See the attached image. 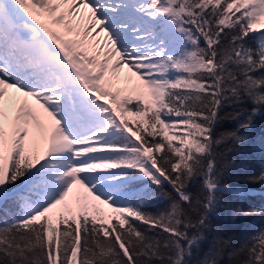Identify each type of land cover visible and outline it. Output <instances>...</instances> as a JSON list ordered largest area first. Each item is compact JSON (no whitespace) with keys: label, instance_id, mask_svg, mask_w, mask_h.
I'll list each match as a JSON object with an SVG mask.
<instances>
[{"label":"snow or ice","instance_id":"snow-or-ice-1","mask_svg":"<svg viewBox=\"0 0 264 264\" xmlns=\"http://www.w3.org/2000/svg\"><path fill=\"white\" fill-rule=\"evenodd\" d=\"M257 118L264 0H0V264H264V228L201 248Z\"/></svg>","mask_w":264,"mask_h":264},{"label":"trees","instance_id":"trees-1","mask_svg":"<svg viewBox=\"0 0 264 264\" xmlns=\"http://www.w3.org/2000/svg\"><path fill=\"white\" fill-rule=\"evenodd\" d=\"M252 107L253 105L250 102H246L241 104L239 109L250 111ZM246 114H241L238 120L223 122L217 131L237 130L240 121L244 120ZM239 135L246 136L248 139L244 142L229 143L227 145L232 151L227 153L226 159L228 161H234L235 164L230 168V174L225 177L224 182L234 187L251 189L255 195L240 198L226 194L223 197L224 204L218 217L214 220L217 231L209 233L208 239L201 245L203 250L208 248L213 237L217 234L221 235L224 239L231 238L233 246H239L259 229L264 228V217H233L232 215V211L238 207H264V195H261V193H264V188L259 184H247L245 180L247 176L255 174L261 168H264V120L257 118L253 128L240 129ZM165 190L170 191V188ZM164 204L165 201L163 200L154 202L150 210L155 211L156 208L163 207Z\"/></svg>","mask_w":264,"mask_h":264},{"label":"rangeland","instance_id":"rangeland-1","mask_svg":"<svg viewBox=\"0 0 264 264\" xmlns=\"http://www.w3.org/2000/svg\"><path fill=\"white\" fill-rule=\"evenodd\" d=\"M120 76H121V78H122V84H121V86L123 87L124 86V84H123V77H125V76H130V73L128 72V70L127 69H124V70H122V72L120 73ZM233 109H226V111H232ZM240 110V109H239ZM241 111V113L242 114H246L247 112H248V110H246V109H242V110H240Z\"/></svg>","mask_w":264,"mask_h":264},{"label":"bare ground","instance_id":"bare-ground-1","mask_svg":"<svg viewBox=\"0 0 264 264\" xmlns=\"http://www.w3.org/2000/svg\"><path fill=\"white\" fill-rule=\"evenodd\" d=\"M133 81H135V78L133 77Z\"/></svg>","mask_w":264,"mask_h":264}]
</instances>
